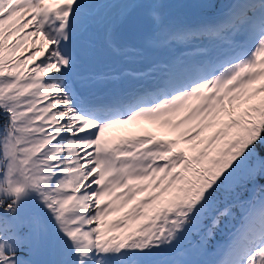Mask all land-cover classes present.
Listing matches in <instances>:
<instances>
[{"label":"snow or ice","instance_id":"obj_1","mask_svg":"<svg viewBox=\"0 0 264 264\" xmlns=\"http://www.w3.org/2000/svg\"><path fill=\"white\" fill-rule=\"evenodd\" d=\"M172 7L0 0V264H264V0Z\"/></svg>","mask_w":264,"mask_h":264},{"label":"rangeland","instance_id":"obj_2","mask_svg":"<svg viewBox=\"0 0 264 264\" xmlns=\"http://www.w3.org/2000/svg\"><path fill=\"white\" fill-rule=\"evenodd\" d=\"M173 6V5H172ZM171 12L172 16L177 20V21H193L199 18V13L198 12H192V11H186L183 9H178L177 7H172L169 9ZM148 19L147 17L141 18L140 23L142 25H147L148 24ZM129 39H136L137 34L136 33H130L128 36ZM130 131L133 132H142L144 130L152 131V132H158V129L155 125H152L150 123L144 122L141 125L137 124H130L126 126ZM24 255V253H22Z\"/></svg>","mask_w":264,"mask_h":264},{"label":"trees","instance_id":"obj_3","mask_svg":"<svg viewBox=\"0 0 264 264\" xmlns=\"http://www.w3.org/2000/svg\"><path fill=\"white\" fill-rule=\"evenodd\" d=\"M167 3L173 5L174 7H177L178 9H183L186 11H192V12H198V10L193 9L191 7H187V5H191L193 3H196L197 0H166ZM257 149L260 151L261 155H264V145L257 144ZM237 211V219L230 221L228 218H225L221 224V229L217 230L216 234V240L212 241L211 243L214 245L216 241L224 242L227 240V233L231 232L233 230V226H238L240 223V213ZM225 224H228L229 227H224ZM222 230V231H221ZM223 232V234H222Z\"/></svg>","mask_w":264,"mask_h":264}]
</instances>
